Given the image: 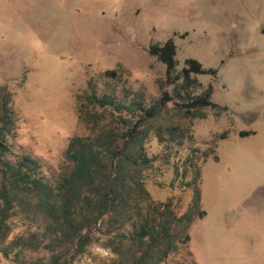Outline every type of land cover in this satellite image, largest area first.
<instances>
[{
    "label": "rangeland",
    "instance_id": "374dc122",
    "mask_svg": "<svg viewBox=\"0 0 264 264\" xmlns=\"http://www.w3.org/2000/svg\"><path fill=\"white\" fill-rule=\"evenodd\" d=\"M170 38L179 69L192 58L218 70L198 78L228 111L174 116L180 138L157 129L163 141H148L146 185L180 214L192 197L189 167L201 168L206 215L191 224L188 247L164 264H264V0H0V87L12 92L18 114L14 143L47 174L57 173L70 140L88 134L78 97L91 84L100 93L115 88L159 99L165 66L149 46ZM116 69L118 80L104 76ZM10 224L0 249L36 231L20 216ZM105 242L70 264H109ZM23 259L45 264L49 254L26 251Z\"/></svg>",
    "mask_w": 264,
    "mask_h": 264
},
{
    "label": "trees",
    "instance_id": "16d2710c",
    "mask_svg": "<svg viewBox=\"0 0 264 264\" xmlns=\"http://www.w3.org/2000/svg\"><path fill=\"white\" fill-rule=\"evenodd\" d=\"M149 55L165 66L161 97L115 88L100 93L89 84L78 97L79 121L88 134L70 140L57 173L47 174L39 158L16 147L13 94L6 85L0 87V246L12 231L13 218L36 227L0 249V264H25L21 256L26 251L48 253L45 264H70L99 239L114 256L109 264H164L188 247L191 224L206 215L201 168L194 162L189 167L192 197L180 214L171 200L154 199L146 185L145 174L153 166L147 144L152 136L163 141L157 129L181 137L174 116L205 119L208 110L221 116L228 107L215 104L212 85L205 87L198 78L216 77L218 70L192 58L179 69L173 38L151 44ZM104 76L118 80V69Z\"/></svg>",
    "mask_w": 264,
    "mask_h": 264
}]
</instances>
